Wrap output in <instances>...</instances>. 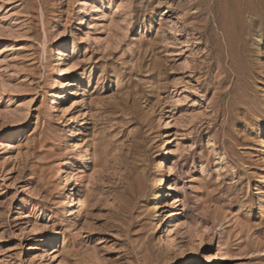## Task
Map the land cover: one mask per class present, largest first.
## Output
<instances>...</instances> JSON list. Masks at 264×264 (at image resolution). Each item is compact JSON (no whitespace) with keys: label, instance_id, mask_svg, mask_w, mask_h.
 Instances as JSON below:
<instances>
[{"label":"rangeland","instance_id":"1","mask_svg":"<svg viewBox=\"0 0 264 264\" xmlns=\"http://www.w3.org/2000/svg\"><path fill=\"white\" fill-rule=\"evenodd\" d=\"M248 8L0 0V264H264V134L235 144L264 116H243L264 91Z\"/></svg>","mask_w":264,"mask_h":264},{"label":"bare ground","instance_id":"2","mask_svg":"<svg viewBox=\"0 0 264 264\" xmlns=\"http://www.w3.org/2000/svg\"><path fill=\"white\" fill-rule=\"evenodd\" d=\"M245 2V1H244ZM243 4V3H242ZM246 5V3L244 4ZM251 5V4H250ZM247 6V5H246ZM246 13L248 14L249 16V19H250V23H247V21L243 20V18L239 17L236 19L235 23L233 22L234 24V28L233 30L235 32H237V34L240 36H243L244 33H247L248 30L250 29L251 27V23H253L252 25H254L256 23V26H260V25H263L264 26V17H262L256 10L255 8H248L246 9ZM244 12V11H243ZM264 12V11H263ZM219 27L221 28L222 30V33H223V39L225 40V46L227 49V53H226V57L228 58V61L232 62V65H231V71L235 77V80L238 81L240 79L244 78L245 77H249L254 75L255 71H257L256 69L253 68V65L251 64H248L247 66V70H248V73H245L243 74L244 71L243 70V63L244 61L246 60V58L242 55V54H236L235 51L233 50V46H232V42L233 40L236 38L232 37L231 36V29L225 24L222 23L219 24ZM238 35L237 36V40L240 42V39H238ZM221 36V35H220ZM263 37V36H262ZM237 41V42H238ZM235 44V43H234ZM243 48V47H242ZM223 51V50H222ZM237 51V50H236ZM239 51V50H238ZM243 52V51H241ZM211 53V52H210ZM215 53H216V56H217V60L221 61L222 60V52H220V50L218 48L215 49ZM248 54V53H247ZM71 56V51L70 50H67L66 51V54L65 56L63 57L62 60H65L66 58H69ZM259 60V59H258ZM246 63V62H245ZM259 68V67H258ZM246 71V70H245ZM247 72V71H246ZM261 72V71H260ZM231 73V72H229ZM262 73V72H261ZM257 74V73H256ZM232 77V76H231ZM253 77V76H252ZM255 78V77H254ZM246 80V79H245ZM249 80V79H248ZM250 81V80H249ZM254 82V81H253ZM264 84V83H263ZM248 85V86H247ZM254 85V84H253ZM252 85V82H249V83H246L245 86L243 87V90L245 93H242L243 90H242V94L243 96L246 98L245 100H243V104L245 103H248V102H255L257 100H260L262 101L260 104L256 105L253 107L251 106L252 108H250L248 110V112H245L243 114L244 117H253L255 113H257L258 111H260L261 109H264V91L262 92H253L252 91L249 93L247 92V88L248 89H251L249 87H253ZM255 89V88H254ZM261 89V88H260ZM257 90V89H256ZM250 91V90H249ZM233 93V92H232ZM241 94V95H242ZM241 97V96H240ZM239 100V99H238ZM241 100H239V104L242 105V101L240 103ZM248 105V104H247ZM248 107V106H247ZM246 108V107H245ZM228 113L231 114V111L228 110ZM259 113V112H258ZM260 122H264V116H259V120L256 121L254 119H252L250 121V123L246 124L245 126V130H246V133L245 135L243 136V138L241 139V141L239 139H237V141H235V144H240V145H250L252 143L254 144H258L260 143V141L262 140L263 142V139H261L262 135L264 134V128H262L260 131L258 129H260ZM235 125V124H234ZM235 132V131H234ZM236 133V132H235ZM236 138V137H235ZM261 142V143H262ZM260 143V144H261ZM257 145V146H258ZM248 147V146H246ZM234 152V151H233ZM252 154V153H251ZM247 155V154H246ZM168 156V154H166V157ZM247 157V156H246ZM247 160V159H246ZM246 162V161H245ZM263 184H264V180H263ZM70 193L68 194L67 198L65 199V202H70V201H74L75 198H76V193L74 190H70L69 191ZM161 196L164 197V196H167L166 192L163 191L161 192Z\"/></svg>","mask_w":264,"mask_h":264}]
</instances>
